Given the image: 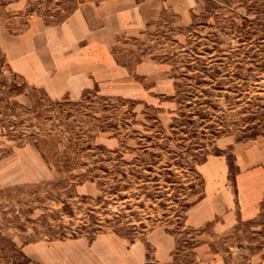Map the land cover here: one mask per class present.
Returning a JSON list of instances; mask_svg holds the SVG:
<instances>
[{
	"label": "rangeland",
	"instance_id": "obj_1",
	"mask_svg": "<svg viewBox=\"0 0 264 264\" xmlns=\"http://www.w3.org/2000/svg\"><path fill=\"white\" fill-rule=\"evenodd\" d=\"M83 1L0 0V264H264V0L85 10L122 86Z\"/></svg>",
	"mask_w": 264,
	"mask_h": 264
},
{
	"label": "crops",
	"instance_id": "obj_2",
	"mask_svg": "<svg viewBox=\"0 0 264 264\" xmlns=\"http://www.w3.org/2000/svg\"><path fill=\"white\" fill-rule=\"evenodd\" d=\"M152 1H157V0H98L92 8H87V1H83L80 3L82 5V9L80 8L77 9L76 12H74L64 23L62 22L60 26H57L56 28H53V30H59V32L66 31L69 33L72 39L68 41V45L71 46H76L80 52H83V54L86 51H100L102 55L100 56L99 53L96 55H93L94 57L87 58V59H81V60H76L77 63L81 64L83 67L84 66H100L102 65H109L113 70L119 72V75L122 76L121 78H116L113 79V81L117 82L113 84L114 86L120 85L122 86V82H118L119 80L124 79V75L129 76L127 69L123 65H117L115 58H112V56L108 53H106V46L105 42L106 40L103 39L101 40L98 36L100 35V32L102 30H90V24L88 26L87 30H80V23H83V17L85 14V10L90 13L93 16L94 22H100L99 27H103L106 25V22H111L113 24H119L120 21L127 19V23L130 24L131 22H134L135 24L139 22V17H140V9L144 7L146 4L148 5V2ZM168 4V6L175 12V13H181L183 10L187 9L190 5L189 2L191 0H164ZM110 18H114L113 21L110 20ZM84 27V25L82 26ZM70 28V30H67ZM101 29V28H100ZM109 31V30H108ZM114 31V30H111ZM85 32V33H84ZM84 34H89L90 36H93L91 41H84L82 40H77L75 37L84 35ZM102 35H105L103 32ZM58 36V35H57ZM96 36L98 38H96ZM58 40V38H57ZM81 41V42H77ZM60 42V41H59ZM62 46V44H60ZM82 46V47H81ZM108 62V63H107ZM80 65V66H81ZM104 65V66H105ZM125 73V74H123ZM77 75L83 76L84 72H78ZM94 76L90 77H82L81 81H75L74 86L72 87V90H64V91H54L51 88H44L46 90V93L49 95L50 93L54 94V97H60L62 96L65 91H67V94L70 95V97L76 98L79 97L81 92H83L85 89L88 87L94 86L93 84H97L98 80L93 79ZM99 85L97 84V87ZM99 88V87H98ZM66 94V93H64ZM234 183L236 181L234 180ZM237 190V188H236ZM246 210V212H244ZM243 209L242 215L244 216L247 212H252L249 211L248 209ZM251 217V216H250ZM251 219V218H250ZM168 255V254H167Z\"/></svg>",
	"mask_w": 264,
	"mask_h": 264
},
{
	"label": "trees",
	"instance_id": "obj_3",
	"mask_svg": "<svg viewBox=\"0 0 264 264\" xmlns=\"http://www.w3.org/2000/svg\"><path fill=\"white\" fill-rule=\"evenodd\" d=\"M212 49H215V48L213 47ZM9 245H10V250H11L10 251L11 252L10 256H13L14 257V255L15 256L17 255V256H19V257H21L23 259H26L25 256L21 252L18 251L17 247L14 244L11 243ZM0 254H1V252H0Z\"/></svg>",
	"mask_w": 264,
	"mask_h": 264
}]
</instances>
